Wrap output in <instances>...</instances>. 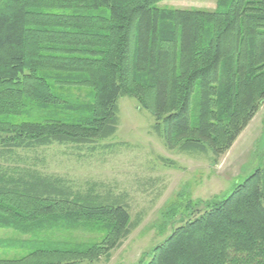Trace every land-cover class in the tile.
<instances>
[{
    "label": "trees",
    "instance_id": "16d2710c",
    "mask_svg": "<svg viewBox=\"0 0 264 264\" xmlns=\"http://www.w3.org/2000/svg\"><path fill=\"white\" fill-rule=\"evenodd\" d=\"M164 1L0 0V149L109 139L129 96L170 150H211L218 161L264 103V0H217L213 10ZM110 200L39 174H0V227L37 237L85 222L104 234L0 240L24 251L0 264L99 261L134 228L128 206ZM144 264H264V167L176 227Z\"/></svg>",
    "mask_w": 264,
    "mask_h": 264
},
{
    "label": "rangeland",
    "instance_id": "374dc122",
    "mask_svg": "<svg viewBox=\"0 0 264 264\" xmlns=\"http://www.w3.org/2000/svg\"><path fill=\"white\" fill-rule=\"evenodd\" d=\"M163 4L213 10L217 0H166ZM75 93L87 97L85 91ZM119 108L118 130L109 139L0 149L1 175L19 178L39 174L62 180L73 192L98 194L106 201L121 199L128 206L134 228L123 244L99 261L79 264L148 262L154 248L176 227L264 167V103L218 161L211 150L200 154L170 150L163 129L156 128L154 116L136 99L121 97ZM37 235L0 227V240L6 242L46 238L93 243L101 242L104 236L85 222L72 229H44ZM22 253L21 249L0 247V257H19Z\"/></svg>",
    "mask_w": 264,
    "mask_h": 264
}]
</instances>
